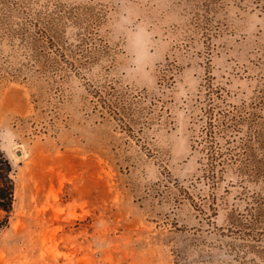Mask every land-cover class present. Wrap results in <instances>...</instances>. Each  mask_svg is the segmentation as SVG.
<instances>
[{
  "label": "rangeland",
  "instance_id": "1",
  "mask_svg": "<svg viewBox=\"0 0 264 264\" xmlns=\"http://www.w3.org/2000/svg\"><path fill=\"white\" fill-rule=\"evenodd\" d=\"M210 105L264 136V0H0V264H264Z\"/></svg>",
  "mask_w": 264,
  "mask_h": 264
},
{
  "label": "trees",
  "instance_id": "2",
  "mask_svg": "<svg viewBox=\"0 0 264 264\" xmlns=\"http://www.w3.org/2000/svg\"><path fill=\"white\" fill-rule=\"evenodd\" d=\"M103 102L108 101L103 98ZM108 104L111 107L110 103ZM206 113L202 138L207 151L211 178L218 177V166H221L220 170H224L228 164L236 165L239 172L246 177L263 178L264 136L261 130L256 128L255 121L251 130L242 136L240 134L242 119L236 111H226L210 105L206 108ZM220 138L224 139V142H221ZM11 170L10 160L0 148V208L5 210H10L13 203L14 180L11 177ZM249 217L251 224H264V205L258 203Z\"/></svg>",
  "mask_w": 264,
  "mask_h": 264
}]
</instances>
